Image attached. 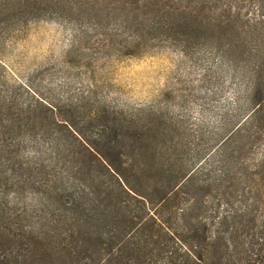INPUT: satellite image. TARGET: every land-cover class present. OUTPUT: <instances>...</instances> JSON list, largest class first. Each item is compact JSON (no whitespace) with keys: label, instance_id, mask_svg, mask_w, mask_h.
<instances>
[{"label":"trees","instance_id":"obj_1","mask_svg":"<svg viewBox=\"0 0 264 264\" xmlns=\"http://www.w3.org/2000/svg\"><path fill=\"white\" fill-rule=\"evenodd\" d=\"M107 1L75 0L86 10ZM132 2L127 17L138 13L143 36L170 30L161 12L175 6L187 16L175 40L210 29V41L215 31L232 40L221 56L248 84L245 102L210 134L151 110L95 113L83 101L62 119L10 112L0 122V190L5 163L19 192L13 208L0 197V264H264V152L253 157L264 148V0ZM38 127L51 135V159L21 173L12 136Z\"/></svg>","mask_w":264,"mask_h":264},{"label":"rangeland","instance_id":"obj_2","mask_svg":"<svg viewBox=\"0 0 264 264\" xmlns=\"http://www.w3.org/2000/svg\"><path fill=\"white\" fill-rule=\"evenodd\" d=\"M60 2L0 0V122L28 109L49 117L51 110L62 119L65 109L83 101L95 113L151 110L190 133L210 134L240 98L245 102L248 84L221 56L232 40L215 31L210 41L212 29L190 41L175 40L187 24L178 7L161 12L170 30L143 36L144 28L135 27L138 13L127 17L131 4L126 10L108 0L86 10L75 0ZM250 11L242 12L243 19ZM49 136L40 127L32 135L12 136L18 153L11 162L21 173L49 164ZM223 140L209 143L201 160L216 154ZM254 151L253 157L260 156L264 148ZM2 166L7 194L0 190L1 202L13 208L19 181L10 164Z\"/></svg>","mask_w":264,"mask_h":264}]
</instances>
